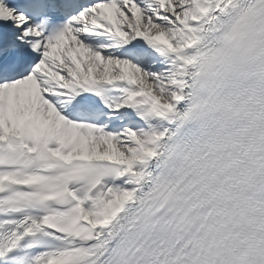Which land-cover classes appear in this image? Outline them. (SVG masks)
I'll return each instance as SVG.
<instances>
[{"label": "snow or ice", "instance_id": "1", "mask_svg": "<svg viewBox=\"0 0 264 264\" xmlns=\"http://www.w3.org/2000/svg\"><path fill=\"white\" fill-rule=\"evenodd\" d=\"M0 264H264V0H0Z\"/></svg>", "mask_w": 264, "mask_h": 264}]
</instances>
